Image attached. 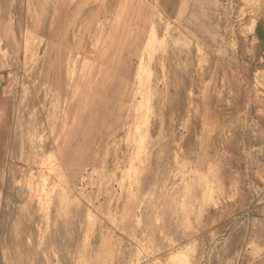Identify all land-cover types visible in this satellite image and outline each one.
Wrapping results in <instances>:
<instances>
[{
    "label": "crops",
    "instance_id": "0c3cea01",
    "mask_svg": "<svg viewBox=\"0 0 264 264\" xmlns=\"http://www.w3.org/2000/svg\"><path fill=\"white\" fill-rule=\"evenodd\" d=\"M187 2L0 0V264H3L4 191L12 201L11 206H28L27 201L38 192V188L33 186L30 190L26 183L18 187L22 180L20 169L4 168V159L9 152L23 149L30 161L40 159L42 164L45 163V158L52 153L51 126L58 128L53 138V152L61 165L67 160L83 157L79 153L84 147L91 148L92 158H100L106 144L109 157L112 144H116L124 127H138L137 155L140 161H145V173L149 172L141 180L138 191L150 198L134 200L123 206L159 208V214L149 211L138 215L129 210L125 215L126 218H143L142 228L147 235L158 238L155 218H162L164 227L177 218L172 212L177 206L173 204L176 198H182L187 208V214L179 218H189L188 221L195 223L196 213L204 207L207 191H217L220 224H227L232 218H241L243 202L249 191L256 211L251 219L258 226L257 231H252V237L259 238L261 233L264 239V134L256 148L252 146L249 151L242 148L240 153L234 152L236 144L226 134L236 124L234 118L245 112L248 104L251 113L259 108L264 111V95L260 96L256 90V84L264 86V66L257 71L241 68L225 72L226 88L232 95L231 108L220 107L216 86H204L198 101L191 104L199 126L197 135L179 129L189 122L190 103L188 90H174L190 80L191 71L188 70V78L184 80L173 69L167 78L172 80L174 89L167 93L171 99V116L176 122L168 123L163 118L169 110L165 108L167 98L163 96L162 68L164 63L175 62L174 55L163 56V46H170L171 40L176 39L189 49L202 48L194 39L196 29L190 17L196 12ZM255 15L257 19L251 29L264 63V7ZM169 28L170 32L166 33ZM173 28L179 29V36L171 33ZM198 30H210V23L203 20ZM190 60L191 57L188 63ZM36 69L41 73L43 85L34 86L27 80ZM219 73L214 72V79ZM47 81L52 85L46 86ZM195 81L202 83L199 77ZM262 128L264 132V126ZM159 136L166 139L164 145L158 141ZM41 137L44 138L42 145L39 144ZM180 139L184 140V152L178 156V162L184 165V172L201 176L206 182L191 183L183 188L178 180L173 184L178 187L176 194L164 193L160 182L168 178V174L163 178L157 176L160 165L155 159L159 153L175 151V143ZM20 143L26 145L19 148ZM147 143L150 144L148 153L143 152ZM128 152L131 153L123 150L122 157ZM169 160L170 167H173V158ZM32 168L30 166L27 170L32 172ZM215 171L217 177L211 179ZM39 173H32L33 185L37 183ZM233 194L234 202L227 199ZM233 211L236 212L234 215ZM15 213L20 214L19 211ZM208 214H215L214 210L208 209ZM212 219L215 218H205L204 222ZM210 230L208 228L204 233ZM237 233L229 238L238 239ZM78 238L74 236L72 241L59 242L57 246L41 250L36 247L11 248L8 264H99L100 254H104L102 249L79 246ZM167 238L172 237L169 234Z\"/></svg>",
    "mask_w": 264,
    "mask_h": 264
},
{
    "label": "rangeland",
    "instance_id": "374dc122",
    "mask_svg": "<svg viewBox=\"0 0 264 264\" xmlns=\"http://www.w3.org/2000/svg\"><path fill=\"white\" fill-rule=\"evenodd\" d=\"M187 4L195 9V15L190 17L193 18V26L196 29L194 39L202 48L195 46L194 50L189 49L187 45H181V42L176 39L171 40L170 46H163L164 57L170 54L175 57L173 64L164 63L162 68L163 96L167 98L165 108L169 110L163 118L168 123H173L174 120L176 122V119L171 116L172 111L169 109L171 99L167 93L174 89L173 82L167 78V75L174 69L184 77V80L185 78L187 80L188 70H190V80L174 90L178 91L180 88L188 90L187 98L190 103L187 113L189 122L180 126L179 129L186 134L197 135L199 126L196 123V112L191 104L198 101V95L204 86L206 84L216 86L220 95V107L231 108L232 95L226 88L225 72L241 68L244 70L253 68L257 71L264 66L260 59L254 31L251 29L257 19L255 13L262 10L264 0H188ZM203 20L210 23V30L205 32L198 30V27H202ZM170 30L169 28L166 33ZM172 32L176 35L180 34L178 28H173ZM189 57H191L190 63H188ZM36 70V73L31 74L27 80L29 79L34 86L43 85V80L40 79L41 73L39 69ZM215 71L220 73L214 79ZM197 77L202 83L195 81ZM255 78L257 76H254ZM24 82L26 83V79ZM47 82L46 86L52 85L49 83L51 81ZM137 82L138 78H136ZM256 90L260 96L264 95V86L256 84ZM234 121L236 124H233L226 133L227 137L236 144L233 148L234 152L240 153L242 148L249 151L252 146L256 148L264 134L262 128L264 111L259 108L251 113L248 104L247 110L239 113ZM57 129L54 126L49 128L52 155L45 158V163L42 164L43 160L40 159L30 161L23 149L15 153L9 152L4 159V168L20 169L22 180L18 182V187L26 183L30 190L35 186L38 192L27 201L28 206H11L12 201L6 197L4 191L1 223L3 264L10 262L11 248L36 247L41 250L45 247L57 246L59 242L72 241L74 236L79 237L77 239L79 246H98L102 249L104 254H100L99 264L112 262L114 264H264L262 234L259 233V238L256 235L252 237V231H257L258 226L256 221L253 223L251 219L256 211L253 209L254 202L250 200L249 191L248 198L244 199L242 212L239 213L242 219L232 218V222L227 224H220L217 191H207L204 207L196 213L195 223L188 221L189 218H179L187 214V208L182 198H176L173 204L177 206H174L172 212L177 218L165 227L162 218H155L158 228L156 230L158 238L155 239L150 234L147 235L142 228L143 218H126L125 215H128L129 210L131 214L138 215L149 211L159 214V208L143 205L132 208L123 206L124 203L134 202V200L144 201L150 198L148 195H141L138 191L141 180L149 174V172L145 173L144 159L140 161L137 155L138 127H124L121 136L116 138V144H112L111 156L107 157L106 144L103 145L100 158H92L91 148L84 147L83 152L79 153L83 157L67 160L63 165L59 163L53 152V138ZM242 137L243 141H241ZM43 139V137L40 138V145ZM158 141L164 145L166 139L159 136ZM183 144L184 140L180 139L178 143H175V151L167 154L159 153L155 159L160 165L156 171L157 176L163 178L164 174H168V178L160 182L164 193L176 194L178 187L173 184L178 180L183 188L191 183L206 182L201 176L188 171L184 172V165L178 162V156L184 152ZM24 145L26 144L20 143L19 148ZM146 147L143 152L148 153L150 144L147 143ZM123 150L131 153L128 152L126 157H124L125 154L122 157ZM170 157L173 158V167H170ZM30 166L33 167L32 172L27 170ZM33 172H41L34 185ZM210 177L211 179L217 177L216 171L214 177ZM15 183L17 184V181ZM227 199L234 202V194ZM208 209L214 210L215 214L209 215ZM16 211L20 214L15 213ZM235 213L233 211L232 214ZM205 218L215 219L206 223ZM208 228L211 230L204 233V230ZM236 231L239 238H229ZM169 234L172 238H167ZM34 257L42 258L43 255Z\"/></svg>",
    "mask_w": 264,
    "mask_h": 264
}]
</instances>
